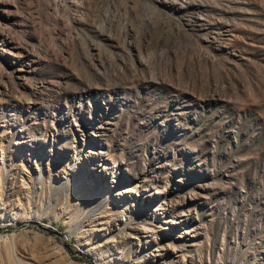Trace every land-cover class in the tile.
Wrapping results in <instances>:
<instances>
[{"label":"rangeland","instance_id":"374dc122","mask_svg":"<svg viewBox=\"0 0 264 264\" xmlns=\"http://www.w3.org/2000/svg\"><path fill=\"white\" fill-rule=\"evenodd\" d=\"M0 264H264V0H0Z\"/></svg>","mask_w":264,"mask_h":264}]
</instances>
